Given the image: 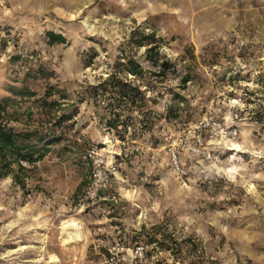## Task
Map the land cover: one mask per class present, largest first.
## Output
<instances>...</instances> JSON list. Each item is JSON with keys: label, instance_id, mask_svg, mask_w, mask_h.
Masks as SVG:
<instances>
[{"label": "rangeland", "instance_id": "374dc122", "mask_svg": "<svg viewBox=\"0 0 264 264\" xmlns=\"http://www.w3.org/2000/svg\"><path fill=\"white\" fill-rule=\"evenodd\" d=\"M137 29L157 31L173 67L148 93L152 132L122 140L100 123L87 93ZM49 31L68 45L49 46ZM137 57L160 71L144 49ZM50 88L49 102L61 103L51 113L42 106ZM175 95L185 101L178 118L166 119ZM65 113L74 128L61 146L0 179V264H102L119 235L146 244L148 264H262L238 243L264 221V0H0V125L47 137ZM204 119L238 129L234 148L222 151L230 174L208 184L194 170L180 179L169 151ZM236 146L242 151L231 152ZM93 148L113 164L95 203L84 200ZM67 221L81 229L71 245Z\"/></svg>", "mask_w": 264, "mask_h": 264}, {"label": "trees", "instance_id": "16d2710c", "mask_svg": "<svg viewBox=\"0 0 264 264\" xmlns=\"http://www.w3.org/2000/svg\"><path fill=\"white\" fill-rule=\"evenodd\" d=\"M46 39L49 46L68 45L66 37L53 31L46 33ZM164 46L165 40L158 36L155 29L149 33L144 29H137L122 45L107 79L97 86L88 88V99L93 102L96 109L102 112L100 123L109 131L115 132L122 140H125L129 132H132V137L138 138L151 133L154 129L153 114L148 107L151 103H156L149 99L148 93L158 89V84L161 83L158 80L165 78L166 71L173 67L171 60L162 52ZM142 49L145 50V61L155 68L159 67V72H150L145 69L137 57ZM93 53L95 57L92 56L86 62L87 66H91L98 56L95 51ZM188 54L194 61V53L189 50ZM192 81L193 77L188 73L181 81L182 88H187ZM23 92L28 96H34L26 89ZM53 92L54 89L50 88L42 102L43 108L49 113L61 108L60 102H49ZM82 100L84 101L85 98ZM184 101L179 95H175L174 103L168 107L166 119L178 118L180 109L175 110V106L180 108ZM144 109H147V113ZM71 120L72 117L66 113L63 114L54 125V129L47 131V137L30 132L15 133L12 128L0 125V179L12 174L14 164L22 170V162L30 166L42 162L55 147L61 146L69 132L73 130L74 124L68 125ZM63 148L69 150L68 147ZM130 240L132 243L139 242V239L134 237Z\"/></svg>", "mask_w": 264, "mask_h": 264}, {"label": "built area", "instance_id": "2783aa9c", "mask_svg": "<svg viewBox=\"0 0 264 264\" xmlns=\"http://www.w3.org/2000/svg\"><path fill=\"white\" fill-rule=\"evenodd\" d=\"M238 119V116L235 117ZM188 132V133H187ZM238 137V129L204 119L189 130L178 134L170 145V165L180 179H188L194 170L204 184L214 177L229 173L223 169V149L229 151ZM94 170L84 200L95 203L109 188L111 169L99 155L97 148L89 154ZM191 165V167H190ZM148 264V247L142 242L132 243L127 236H118L107 246L102 264Z\"/></svg>", "mask_w": 264, "mask_h": 264}, {"label": "crops", "instance_id": "0c3cea01", "mask_svg": "<svg viewBox=\"0 0 264 264\" xmlns=\"http://www.w3.org/2000/svg\"><path fill=\"white\" fill-rule=\"evenodd\" d=\"M258 226L259 228L255 230L252 229L251 234L249 232H243L242 237L244 238H242L243 240H241L238 245L244 256L256 257L258 258V262L264 264V221L260 220Z\"/></svg>", "mask_w": 264, "mask_h": 264}, {"label": "bare ground", "instance_id": "6f19581e", "mask_svg": "<svg viewBox=\"0 0 264 264\" xmlns=\"http://www.w3.org/2000/svg\"><path fill=\"white\" fill-rule=\"evenodd\" d=\"M234 148V146H233ZM236 149H231L232 151L231 152H234V151H242L240 148V146H236L235 147ZM230 151V149H229ZM228 174H230V169L228 170ZM231 172H233V169H231ZM75 228H79L78 224L73 222V221H67V222H64L63 223V226H62V232L67 234V236L64 237V243L65 245H71L73 244L75 241L79 240V233L78 231H75L74 229ZM81 230V229H80ZM78 243V242H77ZM58 261V259H54V264Z\"/></svg>", "mask_w": 264, "mask_h": 264}]
</instances>
